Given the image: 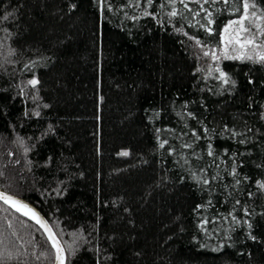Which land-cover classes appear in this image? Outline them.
<instances>
[{"label":"trees","instance_id":"obj_1","mask_svg":"<svg viewBox=\"0 0 264 264\" xmlns=\"http://www.w3.org/2000/svg\"><path fill=\"white\" fill-rule=\"evenodd\" d=\"M205 7L213 35L179 0L175 19L167 0H0V190L41 213L65 264H264V63L204 57L242 0ZM0 252L54 263L2 203Z\"/></svg>","mask_w":264,"mask_h":264},{"label":"snow or ice","instance_id":"obj_2","mask_svg":"<svg viewBox=\"0 0 264 264\" xmlns=\"http://www.w3.org/2000/svg\"><path fill=\"white\" fill-rule=\"evenodd\" d=\"M147 4L151 6L153 4V0H146ZM179 3L183 5V8L187 11L192 13V19L197 20V17H201L207 23L202 24L199 23V26L204 29L209 35H213L212 24L214 23L213 20V10L210 8H206L205 5L216 6L220 3V0H179ZM196 4L197 8L189 7L190 4ZM238 3V0H223L224 5H228L231 7L232 4ZM168 7L170 11H168L167 15L169 19H175L178 15H182V12H179L176 8L177 0H167ZM163 7V5H161ZM256 4L254 2L250 3L249 0H242V10L238 7L233 10V15L237 11H240V15L236 19L229 20L228 23L224 26L222 33H217L220 35L221 41L225 43V48L220 52L226 59H240V60H252L253 62H260L264 63V12L255 11ZM215 11H220V8H215ZM145 15H149L147 11L144 13ZM203 14V15H202ZM5 20L8 19L7 16L4 17ZM238 26V27H234ZM227 37V39H226ZM193 39V37H189ZM195 43L200 46L201 41L195 40ZM231 44H238L240 49H251L253 54H248V52H242L239 55H229L228 46ZM217 49L205 50L203 51L204 57H211L212 61L215 62L219 57L217 55ZM232 52H236V48L231 49ZM215 71L219 72V79H221L224 83H228V78L226 77L225 73L219 70L217 66ZM200 71V69H197ZM213 71V66L209 65V74ZM28 84L35 88L38 84L36 79H31L28 81ZM23 91V89H21ZM36 115L38 116L39 113L37 112ZM209 129L205 128L204 133L207 136L209 133ZM214 131V130H211ZM227 131V129H225ZM233 136L238 135L236 132L232 133ZM192 136L196 138V140H200L202 137L195 131L191 133ZM242 135V134H241ZM239 143H245L244 140L238 141ZM167 144V140H164L160 143V148L163 149ZM182 147L184 148H192V144H183ZM171 154V153H169ZM227 154V153H225ZM122 156H127V152L120 153ZM207 155L209 157H213L212 163L215 162V159L218 158V154L213 150L212 145L209 143L207 147ZM198 159H202V157L197 156ZM185 163L187 161L185 160ZM219 167V165H216ZM194 178L197 179L198 182H202L203 184H208L209 180L206 177L201 178L196 176L194 173ZM231 175L236 178L239 176L235 167H233L231 171ZM213 180L217 179V177H212ZM240 180L237 178L235 183L238 185L240 184ZM257 187L261 190H264V182L257 181ZM251 195V193H250ZM0 201H3L5 205H8L10 208L14 209L16 212L20 213L23 216L28 217L29 219L33 220L41 229H43L44 233L46 234L47 240L50 242L51 247L55 250V262L56 264H65V249L61 246L59 240L57 239L56 234L53 232L52 228L43 221L36 212H34L31 208L27 205L21 203L20 201L14 199L13 197L6 195L4 193H0ZM239 203V201H237ZM11 227V225H9ZM43 255V253H41ZM3 252H0V264H3L4 259ZM10 259L11 257H7Z\"/></svg>","mask_w":264,"mask_h":264},{"label":"water","instance_id":"obj_3","mask_svg":"<svg viewBox=\"0 0 264 264\" xmlns=\"http://www.w3.org/2000/svg\"><path fill=\"white\" fill-rule=\"evenodd\" d=\"M0 193H4V194H6V195H9V196H11V197H13L14 199H16V200H18V201H20L21 203H23V204H25V205H27L29 208H31L34 212H36L37 213V215L43 220V221H45L47 224H48V222L46 221V219L41 215V213L33 206V205H31L29 202H27L26 200H24L23 198H20V197H18V196H15V195H12V194H9V193H6V192H4V191H2V190H0ZM2 204H4L3 203V201H0ZM5 205V204H4ZM6 206H8V205H6ZM9 207V206H8ZM10 208V207H9ZM12 209V208H11ZM12 210H14V209H12ZM15 211V210H14ZM24 217H26V216H24ZM28 220H30L32 223H34L36 226H37V228L38 229H40V231L43 233V235L46 237V234L44 233V231H43V229H41L33 220H31V219H29L28 217H26ZM49 225V224H48ZM49 227H50V225H49ZM46 239H47V237H46ZM49 242V241H48ZM60 242V241H59ZM49 244H50V242H49ZM61 244V243H60ZM50 246H51V244H50ZM62 246V245H61ZM52 248V247H51ZM52 250H53V253H54V263L53 264H56V262H55V250L52 248ZM65 261H66V256H65Z\"/></svg>","mask_w":264,"mask_h":264},{"label":"rangeland","instance_id":"obj_4","mask_svg":"<svg viewBox=\"0 0 264 264\" xmlns=\"http://www.w3.org/2000/svg\"><path fill=\"white\" fill-rule=\"evenodd\" d=\"M234 27H238V26H234ZM226 39H227V37H226ZM261 39H264V37H261ZM233 47L237 49L236 52H232V51H231V49H232ZM224 48H225V43L221 41L220 49H219V51L217 52V55H218L219 58H218L216 61H217L218 63H221V62L224 61V60H240V59H226V58H224L222 55H220V52H221ZM228 51H229V55H230V56H232V55H239V54H241L242 52H248V54H253V53L251 52V49H247V50H245V49H240L238 44H231V45H229V46H228Z\"/></svg>","mask_w":264,"mask_h":264},{"label":"bare ground","instance_id":"obj_5","mask_svg":"<svg viewBox=\"0 0 264 264\" xmlns=\"http://www.w3.org/2000/svg\"><path fill=\"white\" fill-rule=\"evenodd\" d=\"M1 203V202H0Z\"/></svg>","mask_w":264,"mask_h":264}]
</instances>
